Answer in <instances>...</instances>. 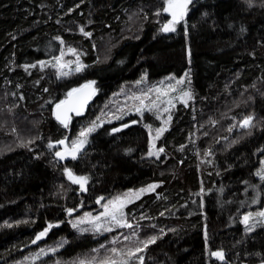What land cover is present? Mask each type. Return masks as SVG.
<instances>
[{"label": "trees", "instance_id": "obj_1", "mask_svg": "<svg viewBox=\"0 0 264 264\" xmlns=\"http://www.w3.org/2000/svg\"><path fill=\"white\" fill-rule=\"evenodd\" d=\"M165 6L166 0H0V264L33 254L37 236L55 223L63 225L48 241L67 238L58 254L64 259L44 264L96 255L108 239L80 237L69 219L151 184L154 192L126 208L139 223L129 236L138 237L140 264H222L214 251H223L227 264L264 262V223L252 234L243 223L264 206L257 175L264 160V0H193L174 33L162 30ZM62 56L86 68L61 78L40 65ZM183 77L191 99L173 107L168 130L158 136L163 151L152 157L150 133L163 125L158 114L125 117L114 101L124 91L138 93L139 83ZM90 83L93 100L64 127L56 106ZM247 117L252 126L242 127ZM94 125L77 159L59 164L56 143H72ZM65 171L87 177L85 189Z\"/></svg>", "mask_w": 264, "mask_h": 264}, {"label": "rangeland", "instance_id": "obj_2", "mask_svg": "<svg viewBox=\"0 0 264 264\" xmlns=\"http://www.w3.org/2000/svg\"><path fill=\"white\" fill-rule=\"evenodd\" d=\"M192 1L193 0H191V2ZM190 3L187 6V10L184 17L181 20H179V22H176L174 24L175 31H168L166 33H174L178 31L181 23L183 22V20L187 15ZM166 8H167V3L165 9ZM165 13L169 18L167 24H171L172 23L171 14L166 10ZM81 30H83L81 31L83 35H86V33L92 34V32H86L85 28H81ZM69 55L70 54L68 53V56ZM68 59L62 56L59 59L54 60L53 62L52 61H48L45 63L41 62L40 65L43 64V66L44 65L51 66V68H54L58 72L61 78H68L70 76L77 75L86 68V66L79 63L76 58H72V59L68 58ZM188 82H189V77H185V78L183 77L178 80H168V81L160 82L156 85L153 84L151 85V87L139 83L138 84V86H140L138 87L139 89L136 88V90H138V93H134L136 91H132V90H130L132 92L124 91L120 93V95L116 96L114 104L115 103L118 104L119 111H123L125 117L129 114L142 116L145 112L155 111L158 114L156 115L162 121L161 123H163L160 129L168 130V125H167L168 122H166V119L170 116L173 107H175L178 103H183L184 105H186L188 101L191 99V90H190L191 88H188L187 86ZM87 85H93V84L91 83ZM181 85L182 87L186 85L185 91H181L180 88ZM185 93H188L189 95H185ZM122 95L126 97L125 100H123ZM111 117H114V115L110 114L107 116L108 119H110ZM88 129L87 130L85 129L82 132H80L79 136L74 140L76 142L83 141L82 147L79 148V150L81 151L83 150V146H85V144L88 143V136L90 134ZM81 133H85V135L82 136ZM157 141H158L157 133L155 134L151 132L149 138V146H150L149 155L150 153H153L152 155H150L152 157L153 156L159 157L161 155V152L159 151L157 146ZM73 142L71 143V141L69 140V146L71 148ZM262 170H264V160L261 163V168L259 173H261ZM68 172L69 171H65L66 176L69 179ZM258 177L264 180V178H262L261 175H258ZM69 180L73 183L71 179ZM73 184L77 185L79 189L82 190L81 185L79 183H73ZM151 185H155V184H151ZM151 185L136 190L128 191L125 194H122L121 196L115 199H110L105 202L100 201L99 210L95 213L93 211H86L78 216L70 218L69 223L72 230L75 231L80 237L92 236L95 238L96 240L95 242L97 241L99 242V239L100 240L102 239L104 241L105 239H108L106 240L108 244L104 243L100 245L99 249L96 251L98 252L96 253V255L90 256L88 254V256L78 259L75 263L72 264H140L142 258L139 257V255H141L140 251H136L137 238L133 236H129V235H133V232H135L136 230L135 227L138 228L139 223L135 224L134 221H130L127 218L128 216H127L126 208L133 202L143 197L144 195L154 192L155 188L149 187ZM85 187L86 185L84 184L83 189H85ZM141 189H147V190L142 192ZM113 201H115L116 203L115 204L110 203ZM114 207L120 209V211L117 213V219L120 220V224H118L115 220H112L110 214L105 213V208H108L110 213ZM260 212H264V206L259 211L251 212L247 214L248 216H250L247 225H245V223L243 222L244 230L246 234H252L256 230L258 225H262V223H264V217H260L258 215V213ZM121 224L130 225V226H121ZM62 225H63L62 223L50 224L43 231L46 234L40 239L36 238V240L34 241V245L35 247H37V250H35L33 254L32 253L29 254L18 264H44L43 262L47 261V259L55 258L56 256H57L56 258L58 259H64L63 256L58 257V254H60L62 250L66 248L68 244L67 238L63 236L61 238L48 241L50 239L52 231L54 229L61 228ZM44 241L46 242L48 241V243L42 245L41 243ZM72 258L73 257L69 259Z\"/></svg>", "mask_w": 264, "mask_h": 264}, {"label": "snow or ice", "instance_id": "obj_3", "mask_svg": "<svg viewBox=\"0 0 264 264\" xmlns=\"http://www.w3.org/2000/svg\"><path fill=\"white\" fill-rule=\"evenodd\" d=\"M191 2V0H166V3H167V8L165 9L166 11H168L171 16H172V23L171 24H165L162 28L163 31L165 32H168V31H175V27H174V24L176 22H179V20H181L185 13H186V10H187V6L188 4ZM83 31V30H81ZM86 35H90V34H87ZM85 88H89L91 87V85H85L84 86ZM74 92L75 91H79L78 89L77 90H73ZM73 93H69V96H71ZM185 95H189L188 93H185ZM159 99V98H157ZM67 104V102H61V104H58L56 107L57 109H60L62 107V105H65ZM82 107V106H81ZM167 110V109H166ZM69 111H75L77 115L80 114V111H81V108L80 107H75V106H69V107H65L64 108V111L63 113H60L58 112L57 113V119L60 120V122L62 124H64V127H67V119H68V112ZM171 119V117H169V120ZM251 121H252V117H247L245 118V120L243 121V124L241 125L242 127H251ZM95 127V125L93 126V128ZM93 128H89L88 131L91 132L93 130ZM120 129H115V131H119ZM164 131V129H159L157 131V136H159L162 132ZM81 135H85V133H81ZM60 144H63L64 141H60L59 142ZM83 145V141H80V142H76L74 141L73 144H72V149L70 152H68L66 150V154H70L72 156L73 159L76 158V152L79 150L80 147H82ZM160 152L163 151V149H159ZM153 153H150V155H152ZM57 156H60L61 159L64 158V156L60 153V152H57L56 153ZM257 175H261L262 178H264V170L261 171V173H257ZM68 176H69V179H71L73 181V183H79L81 185V188L83 189V186L84 184L86 183L87 181V177H75L73 176V174L69 171L68 172ZM150 188H155L156 186L155 185H151L149 186ZM147 189H141V191H146ZM110 203H113L115 204L116 202L113 201V202H110ZM120 211L119 208H116L114 207L111 212L109 213V209L108 208H105V213L106 214H110L111 215V218L112 220H115L118 224H120V220L117 219V213ZM69 214H71V210H69ZM122 215V213H121ZM258 215L260 217H264V212H260L258 213ZM250 219V216L246 215L243 219V222L245 223V225H247L248 221ZM121 226H130V225H124V224H121ZM46 233L42 232L40 233V235L37 237V239H40L41 237H43ZM155 242V237H153L150 241H145L144 244L145 246L148 244V243H154ZM141 249H137L136 251H140ZM115 251V250H114ZM212 255L216 256L217 258L219 259H223V253L222 252H214L212 253Z\"/></svg>", "mask_w": 264, "mask_h": 264}, {"label": "water", "instance_id": "obj_4", "mask_svg": "<svg viewBox=\"0 0 264 264\" xmlns=\"http://www.w3.org/2000/svg\"><path fill=\"white\" fill-rule=\"evenodd\" d=\"M78 90L79 91L72 92L73 94L71 96H68L65 99V101H63V102H67V104L62 105V107L60 109H57V107H56L54 110L55 119L63 126H64V124H62L60 122V120L57 119V113L58 112L63 113L65 107L75 106V107L81 108V111L79 114V115H81L86 111L87 107L89 106V104L91 103V101L93 100V98L96 94V90L92 85L89 88H85L83 86V87L79 88ZM67 115H68V119H67V125H68L71 117L75 116L77 114L75 111H69ZM128 126L129 125H123L121 127H118L117 129H120L119 131H122L125 128H127ZM119 131L114 130V132H119ZM62 140L64 141V143L60 144L59 142ZM62 140H60L56 143L57 150L54 153V158L59 164H67V163L77 159V152H76V158L75 159H73L70 154H66V150L68 152H70L72 148L69 146V140L68 139H62ZM57 152H60L64 156V158L61 159L60 156H57L56 155ZM214 252H222L223 253V259L221 260V259L217 258L216 256L212 255L213 259H215L216 261H218L222 264L228 263L227 259H226V254L223 251H214ZM261 264H264V262H262Z\"/></svg>", "mask_w": 264, "mask_h": 264}, {"label": "bare ground", "instance_id": "obj_5", "mask_svg": "<svg viewBox=\"0 0 264 264\" xmlns=\"http://www.w3.org/2000/svg\"><path fill=\"white\" fill-rule=\"evenodd\" d=\"M154 23H155V22H154ZM99 35H100V34H99ZM110 37H111V36H110ZM110 37H109V38H110ZM90 84H91V83H90ZM248 85H249V84H248ZM248 85H247V86H248ZM244 86H245V85H244ZM254 86H255V85H254ZM252 89H253V87H252ZM252 89H251V90H252ZM253 91H254V89H253ZM262 91H263V90H262ZM263 92H264V91H263ZM40 94H41V93H40ZM34 97H35V96H34ZM37 97H38V96H37ZM40 98H41V97H40ZM228 98H229V97H227V99H228ZM37 99H38V98H37ZM227 99H226V100H227ZM34 101H36V100H34ZM226 102H227V101H226ZM224 103H225V102H224ZM39 104H40V103H39ZM41 104H42V103H41ZM59 104H60V103H59ZM226 105H227V104H226ZM43 106H44V105H43ZM219 106H220V104H219ZM41 107H42V106H41ZM221 108H222V107H221ZM221 108H220V109H221ZM224 108H225V107H224ZM41 109H42V108H41ZM44 109H45V108H44ZM222 109H223V108H222ZM226 109H227V108H226ZM228 109H229V108H228ZM206 110H207V109H206ZM208 110H210V109H208ZM217 110H218V109H217ZM101 111H102V110H101ZM204 112H205V111H204ZM221 112H222V111H221ZM221 112H220V113H221ZM223 112H224V111H223ZM233 112H234V111H233ZM217 113H218V112H217ZM53 114H54V113H53ZM213 114H214V113H213ZM243 115H244V114H243ZM116 116H117V115H116ZM220 117H221V115H220ZM225 117H226V116H225ZM225 117H224V118H225ZM114 118H115V116H114ZM222 119H223V118H222ZM226 119H227V118H226ZM241 119H242V117H241ZM231 120L234 121V119H231ZM231 120H230V121H231ZM236 120H237V119H236ZM240 121H241V120H240ZM224 122H225V121H224ZM252 122H253V121H252ZM233 123H234V122H233ZM236 123H237V122H236ZM237 124H238V123H237ZM82 125H83V124H82ZM124 125H125V124H124ZM234 125H235V124H234ZM78 126H79V125H78ZM223 126H224V125H223ZM226 127H227V126H226ZM229 127H230V126H229ZM230 128H231V127H230ZM225 129H227V128H225ZM81 130H82V129H81ZM125 130H126V129H125ZM123 131H124V130H123ZM108 137H109V136H108ZM69 138H70V137H69ZM148 140H149V139H148ZM240 140H241V138H240ZM238 141H239V140H238ZM238 144H239V143H238ZM149 147H150V146H149ZM156 148H157V147H156ZM158 149H159V147H158ZM161 176H162V174H161ZM95 177H96V176H95ZM156 178H158V177H156ZM156 180H157V179H156ZM262 190H263V189H262ZM260 192H261V191H260ZM103 202H104V201H103ZM183 203H184V202H183ZM197 212H198V211H197ZM189 213H190V212H189ZM228 213H229V212H228ZM191 215L193 216V214H191ZM230 215H231V214H230ZM230 215H229V216H230ZM202 216H203V215H202ZM206 218H207V217H206ZM226 218H227V217H226ZM202 219H203V218H202ZM202 219H200V220H202ZM204 219H205V218H204ZM233 220H234V218H233ZM227 223H228V222H227ZM179 226H180V225H179ZM235 226H236V225H235ZM151 231H153V230H151ZM160 231H161V232H164V231H162V230H160ZM157 232H158V231H157ZM173 233H176V231H173ZM261 233H262V232H261ZM152 234H153V233H152ZM156 234H157V233H156ZM154 235H155V234H154ZM161 235H162V234H161ZM161 235H160V236H161ZM157 236H158V235H157ZM257 236H258V235H257ZM137 238H138V237H137ZM256 238H257V237H256ZM147 239H148V238H147ZM181 240H182V239H181ZM247 240H248V239H247ZM239 241H240V240H239ZM180 242H181V241H180ZM254 242H255V241H254ZM222 244H223V243H222ZM241 245H242V244H241ZM239 246H240V245H239ZM245 247H246V246H245ZM205 248H206V247H205ZM245 249H246V248H245ZM206 250H207V248H206ZM209 250H210V249H209ZM253 250H254V249H253ZM254 251H255V250H254ZM240 252H241V251H240ZM249 252H250V251H249ZM257 252H258V251H257ZM203 253H204V252H203ZM247 253H248V252H247ZM208 254H209V253H208ZM237 254H238V253H237ZM253 254H254V253H253ZM202 255H203V254H202ZM248 256H249V253H248ZM204 257H205V256H204ZM210 257H211V256H210ZM210 257H209V258H210ZM241 257H242V256H241ZM254 257H255V255H254ZM256 257H257V255H256ZM256 257H255V258H256ZM260 257H261V256H260ZM249 258H250V257H249ZM261 258L263 259V257H261ZM262 259H261V260H262ZM207 260H209V259L207 258ZM209 261H210V260H209ZM215 261H216V260H215ZM242 261H243V260H242ZM247 261H248V260H247ZM252 261H253V260H252ZM255 261H256V260H255ZM255 261H254V262H255ZM262 261H263V260H262ZM255 263H256V262H255ZM259 264H260V263H259Z\"/></svg>", "mask_w": 264, "mask_h": 264}]
</instances>
